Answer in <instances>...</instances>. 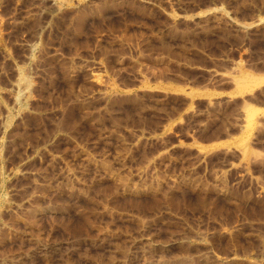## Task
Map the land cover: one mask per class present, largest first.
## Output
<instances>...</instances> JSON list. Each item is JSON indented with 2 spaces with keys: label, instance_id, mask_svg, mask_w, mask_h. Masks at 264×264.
Returning <instances> with one entry per match:
<instances>
[{
  "label": "rangeland",
  "instance_id": "obj_1",
  "mask_svg": "<svg viewBox=\"0 0 264 264\" xmlns=\"http://www.w3.org/2000/svg\"><path fill=\"white\" fill-rule=\"evenodd\" d=\"M0 264H264V0H0Z\"/></svg>",
  "mask_w": 264,
  "mask_h": 264
}]
</instances>
